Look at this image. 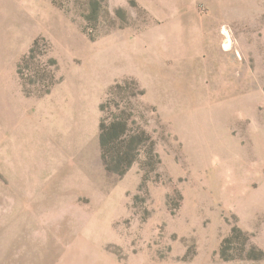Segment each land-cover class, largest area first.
<instances>
[{
    "label": "rangeland",
    "instance_id": "obj_1",
    "mask_svg": "<svg viewBox=\"0 0 264 264\" xmlns=\"http://www.w3.org/2000/svg\"><path fill=\"white\" fill-rule=\"evenodd\" d=\"M123 80L160 162L146 142L118 175L98 135ZM32 167L72 198L73 236L46 234L48 187L3 226L8 264H54L71 238L101 264H264V0H0V197Z\"/></svg>",
    "mask_w": 264,
    "mask_h": 264
},
{
    "label": "crops",
    "instance_id": "obj_2",
    "mask_svg": "<svg viewBox=\"0 0 264 264\" xmlns=\"http://www.w3.org/2000/svg\"><path fill=\"white\" fill-rule=\"evenodd\" d=\"M19 171V170H18ZM23 177L26 178L27 184L24 189H20L19 187L16 188L17 194L20 196V192L22 195L20 197H10L7 195V186L2 185L1 187V197H0V264H8V253H9V244L7 242V234L5 230L3 229L4 225H7V220H11L16 218V215L21 214V208L20 205L23 203V201L27 198V200H37L38 197H40V193L43 191L48 192V187H50L51 190V195L48 196L50 197V201L59 204L60 211L58 213H54L52 215L48 216V220L46 225H44V229L46 231V234L50 236H56V234L62 235H69L70 237L73 236L72 232V209L70 204H72V198L64 196L63 198L59 199V197H55V193L57 192L56 190L53 189V185L50 183V178L48 176H42L40 175V171L35 170L33 167L26 170H23ZM45 172H48V170H45ZM42 181V183H40ZM66 192L67 189L69 190V193L71 196L72 193V187H66L65 188ZM60 190L62 193L65 194V191L63 189ZM50 193V192H49ZM11 205V206H10ZM36 211V210H35ZM67 213L69 217L68 224L64 222H60L59 218L63 215V213ZM80 215V216H79ZM75 216L77 220H79V228L78 232L76 235L80 238V240H85V236L90 235L88 232V229L84 227L86 220L89 219L88 214H85L84 212H76ZM79 216V217H77ZM86 216V217H85ZM28 219V218H27ZM29 220V219H28ZM29 223H26V226H28ZM36 229L35 227H31L30 225L26 227L27 230L31 229ZM61 231V232H60ZM40 235V234H39ZM41 235H44L42 233ZM20 236H30L28 232L25 230H22L20 232ZM88 240V239H86ZM37 241V240H36ZM89 241V240H88ZM36 243L35 242H28L26 246V252H35L36 250ZM64 247L60 250V255L58 257V261L54 264H74L73 259H78L77 264H101L100 261L95 259V257L91 256L89 260H85L83 258H78V257H83L82 254L85 251H91L90 249L94 250H102L101 247H96L92 242H81V241H73L71 238L70 242L66 243L63 245ZM39 248L37 247V250ZM68 257L70 259H68ZM32 264H35L34 259L27 261Z\"/></svg>",
    "mask_w": 264,
    "mask_h": 264
},
{
    "label": "trees",
    "instance_id": "obj_3",
    "mask_svg": "<svg viewBox=\"0 0 264 264\" xmlns=\"http://www.w3.org/2000/svg\"><path fill=\"white\" fill-rule=\"evenodd\" d=\"M131 82L135 83L132 80ZM128 83L127 80L116 82L108 92L110 96L100 104L101 118L98 137L101 161L106 171L118 175L124 174L137 161L143 153V144L146 142H149V148L144 155L145 158L160 162L158 153L154 149V142L148 132L140 127L131 131L129 127L130 120L133 119L132 112L128 113L125 99L117 95L118 91ZM237 233L247 238L241 229L234 227L232 237ZM232 237L226 238L224 242ZM261 254L264 255L263 252Z\"/></svg>",
    "mask_w": 264,
    "mask_h": 264
},
{
    "label": "bare ground",
    "instance_id": "obj_4",
    "mask_svg": "<svg viewBox=\"0 0 264 264\" xmlns=\"http://www.w3.org/2000/svg\"><path fill=\"white\" fill-rule=\"evenodd\" d=\"M223 32L225 33V36H226V40H225V42H224V47H225V48H228V47H230L231 44H232L231 36H230L229 31H228L226 28L223 29ZM224 33H223V34H224Z\"/></svg>",
    "mask_w": 264,
    "mask_h": 264
}]
</instances>
